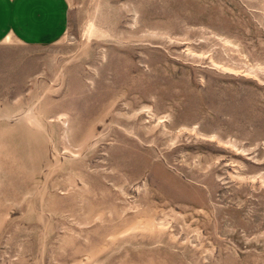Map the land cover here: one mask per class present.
<instances>
[{
  "label": "rangeland",
  "instance_id": "374dc122",
  "mask_svg": "<svg viewBox=\"0 0 264 264\" xmlns=\"http://www.w3.org/2000/svg\"><path fill=\"white\" fill-rule=\"evenodd\" d=\"M68 3L0 54V264H264V0Z\"/></svg>",
  "mask_w": 264,
  "mask_h": 264
},
{
  "label": "crops",
  "instance_id": "0c3cea01",
  "mask_svg": "<svg viewBox=\"0 0 264 264\" xmlns=\"http://www.w3.org/2000/svg\"><path fill=\"white\" fill-rule=\"evenodd\" d=\"M68 26V0H0V54L55 45Z\"/></svg>",
  "mask_w": 264,
  "mask_h": 264
}]
</instances>
